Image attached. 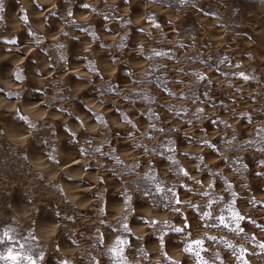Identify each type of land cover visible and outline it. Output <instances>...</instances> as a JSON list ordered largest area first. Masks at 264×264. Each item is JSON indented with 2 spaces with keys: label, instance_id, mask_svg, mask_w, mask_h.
<instances>
[{
  "label": "clouds",
  "instance_id": "obj_1",
  "mask_svg": "<svg viewBox=\"0 0 264 264\" xmlns=\"http://www.w3.org/2000/svg\"><path fill=\"white\" fill-rule=\"evenodd\" d=\"M0 264H264V0H0Z\"/></svg>",
  "mask_w": 264,
  "mask_h": 264
}]
</instances>
